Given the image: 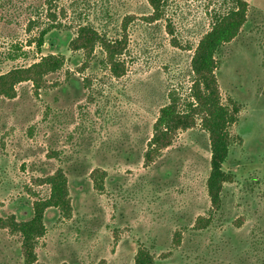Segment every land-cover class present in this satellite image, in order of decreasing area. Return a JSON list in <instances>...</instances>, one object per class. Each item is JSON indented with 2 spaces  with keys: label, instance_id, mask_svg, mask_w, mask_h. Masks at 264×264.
<instances>
[{
  "label": "rangeland",
  "instance_id": "obj_1",
  "mask_svg": "<svg viewBox=\"0 0 264 264\" xmlns=\"http://www.w3.org/2000/svg\"><path fill=\"white\" fill-rule=\"evenodd\" d=\"M231 1L168 0L165 16L149 22L148 0H0V74L51 53L66 59L44 87L22 82L15 97H0V216L31 218L33 202L50 194L41 180L58 168L73 207L70 217L46 210L31 263L20 237L0 228V264H135L141 242L157 264H264V0H246L247 21L220 54L222 103L235 99L241 111L223 166L235 178L213 223L195 228L211 208L210 141L200 125L145 165L160 109L170 91L189 93L194 48ZM127 17L126 73L114 77L99 51L81 69L83 52L69 48L79 25L115 38ZM51 23L39 52L30 43Z\"/></svg>",
  "mask_w": 264,
  "mask_h": 264
},
{
  "label": "trees",
  "instance_id": "obj_2",
  "mask_svg": "<svg viewBox=\"0 0 264 264\" xmlns=\"http://www.w3.org/2000/svg\"><path fill=\"white\" fill-rule=\"evenodd\" d=\"M152 8L151 14L144 18L149 22L162 19L166 13L168 0H148ZM249 3L246 0H232L224 11H214L212 23L199 39L194 48L191 59V69L194 74L190 91L182 97L176 90L169 93V102L159 112L154 125L153 135L149 141V148L145 153V165L151 164L162 149L173 144L179 131L193 128L197 125L209 135L211 159L210 172L207 178V192L211 202L208 216H199L195 228L210 226L224 205V185L233 182V173L224 169L234 138L231 127L239 120L241 104L230 98L229 104L222 103L217 70L220 67V54L223 47L238 36L247 21ZM130 17L125 19L121 34L110 38L101 33L94 25L85 23L79 25L75 36L69 43V48L83 52L81 69L88 68L97 58V52L103 57L101 63L109 69L114 77H121L126 73L125 54L129 39L127 26ZM1 20V15H0ZM57 25L51 23L41 29L38 36L31 41L40 52L45 43V36ZM168 33L172 35V42L177 45L174 29L167 24ZM66 64L64 55L47 54L29 66H17L0 74V97L13 98L17 94V85L22 82H32L40 89L45 86L48 75L60 71ZM101 174L98 175L96 186L103 188ZM50 187V194L46 198H39L33 202V215L27 220H17L14 215L0 216V228L8 229L21 239L22 252L27 262H34L37 258L36 247L40 238L47 232L45 212L49 208H56L63 217L72 214L71 195L68 178L62 168L41 180ZM242 219L235 224L240 226ZM181 242L180 232H176L173 243L177 246ZM135 264H157L156 256L149 246L141 242L135 255Z\"/></svg>",
  "mask_w": 264,
  "mask_h": 264
}]
</instances>
